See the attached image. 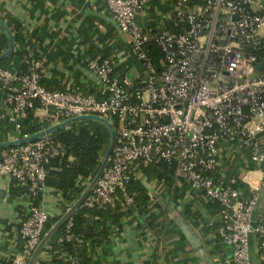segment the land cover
Wrapping results in <instances>:
<instances>
[{
  "label": "built area",
  "instance_id": "2783aa9c",
  "mask_svg": "<svg viewBox=\"0 0 264 264\" xmlns=\"http://www.w3.org/2000/svg\"><path fill=\"white\" fill-rule=\"evenodd\" d=\"M103 1L130 38L143 83L133 87L126 77L114 76L112 61L100 56L87 62L100 82L98 95L47 90L39 61L24 73L0 67V102L10 129L19 132L30 110L41 111L52 125L88 115L115 121L108 166L81 207L114 209L118 195L131 206L127 187L135 165L163 162L174 180L217 205V235L231 248L220 264H252L251 234L264 264V211L252 226L259 183L250 184L247 199L218 173L221 143L249 149L253 163H264V67L256 70L264 61V0H204L193 7L189 0H173L172 29L154 34L137 21L144 0ZM150 43L161 53L160 69L148 52ZM65 150L49 136L1 149L0 186L10 178L30 193L44 192L45 166ZM50 218L43 209L29 210L18 230L20 254L11 264H28ZM72 226L69 218L59 241L82 244ZM70 264L81 263L71 258Z\"/></svg>",
  "mask_w": 264,
  "mask_h": 264
},
{
  "label": "crops",
  "instance_id": "0c3cea01",
  "mask_svg": "<svg viewBox=\"0 0 264 264\" xmlns=\"http://www.w3.org/2000/svg\"><path fill=\"white\" fill-rule=\"evenodd\" d=\"M144 2L137 18L142 30L148 34L167 30L173 20V0ZM0 7L30 36L29 50L41 63V84L47 90L98 95L100 82L87 68L94 56L109 58L114 76L126 77L133 87L143 83L144 72L133 56L130 38L118 29L103 0H0ZM34 114L42 116L39 110ZM6 115L0 102V143L19 137V132L3 125ZM219 152V175L242 190L245 198L250 197V184L259 183L257 219L264 211V163H253L249 149L232 144L221 143ZM139 165H135L132 178L149 201L135 208L118 195L116 207L131 211L115 224L108 222L106 239L98 242L88 238L85 252L90 264H220L222 258L230 256L231 248L217 235V205L185 182L170 183L141 173ZM13 183L10 178L2 180L0 264H11L20 254L18 230L30 209L40 208L56 217L73 204L63 201L57 191L45 189L34 207L35 200L29 195L11 192ZM131 194L135 195L133 187ZM49 242L34 264L50 259ZM256 264H262L257 256Z\"/></svg>",
  "mask_w": 264,
  "mask_h": 264
},
{
  "label": "trees",
  "instance_id": "16d2710c",
  "mask_svg": "<svg viewBox=\"0 0 264 264\" xmlns=\"http://www.w3.org/2000/svg\"><path fill=\"white\" fill-rule=\"evenodd\" d=\"M189 2L190 5H198L202 4L204 0H189ZM0 19L9 28L14 39V49L7 58L0 60V67L9 71L18 70L22 73L27 72L34 61H36L29 50L30 36H27L24 32L23 25L5 14L1 7ZM173 22L172 20L166 29H172ZM7 46V36L0 28V54L6 50ZM148 52L156 68L160 69L161 53L159 49L150 43ZM34 112L35 110H30L25 113L21 120L19 137L36 134L52 125L50 121L42 116H36ZM3 125L9 126L7 118H5ZM112 125L114 128L117 127L115 121L112 122ZM49 138L62 144L66 150L62 157L50 161L45 166V187L46 189L57 191L60 193L63 201L72 204L84 191L87 183L95 175L102 161L109 144L108 129L95 121H82L74 123L68 128L58 130L50 135ZM139 166L143 174L154 175L157 179L170 183H174L175 181L172 177V170L163 162L149 165L140 164ZM13 182V187L10 188L11 192L19 193L20 195H29L35 200L34 207L37 206V202L43 192L30 193L26 186L18 185L14 180ZM132 187L135 190V195L131 194ZM127 193L134 198L133 206L135 208L145 206L149 201L144 190L139 186L137 187L134 178H132L127 187ZM122 209L119 206L115 207V209H87L80 207L71 218L73 221L72 233L82 239V244L60 242L59 239L64 231L63 225L48 244L47 251L50 259L47 261H38L36 264H70L71 258L77 259L81 264H90V260L85 252L86 241L88 238H93L98 242L106 239L108 237V222L111 220L115 224L131 211L130 208L126 210ZM61 216L51 217L47 221L43 235ZM63 253L65 255L61 257L60 255Z\"/></svg>",
  "mask_w": 264,
  "mask_h": 264
},
{
  "label": "water",
  "instance_id": "95a60500",
  "mask_svg": "<svg viewBox=\"0 0 264 264\" xmlns=\"http://www.w3.org/2000/svg\"><path fill=\"white\" fill-rule=\"evenodd\" d=\"M0 28L4 31V33L7 36L8 40V46L6 50L0 54V60L7 58L13 51L14 49V39L13 36L9 30V28L6 26V24L0 19ZM264 67V61L259 63L256 66V70L260 71ZM82 121H95L103 126H105L108 129L109 132V144L107 146V149L105 151V154L102 158V161L95 173V175L92 177V179L87 183L86 188L84 191L80 194V196L75 200V202L71 205V207L59 218V220L52 225V227L43 235L40 243L38 244L37 248L33 252L28 264H34L38 254L41 252V250L45 247V245L56 235V233L59 231V229L66 223V221L71 218V216L82 206L83 201L85 198L92 192L94 189L96 183L98 180L101 178L103 172L108 166L110 155L112 152V149L115 144V128L114 126L107 120L100 118L98 116H93V115H88V116H78L72 119L65 120L63 122L54 124L52 126H49L48 128H45L41 130L40 132L29 135V136H24L21 138H17L11 141H6L0 143V150L1 149H6L9 147L25 144L28 142H32L34 140H37L39 138L45 137V136H50L57 132L58 130L62 128L69 127L70 125L77 123V122H82ZM3 185L0 186V197L3 194L4 191ZM256 211V208L254 209V212ZM252 226L255 227V217L253 215V222ZM255 235L251 234L249 236V245H250V255H251V261L252 264H256V254L254 252V244H255Z\"/></svg>",
  "mask_w": 264,
  "mask_h": 264
},
{
  "label": "rangeland",
  "instance_id": "374dc122",
  "mask_svg": "<svg viewBox=\"0 0 264 264\" xmlns=\"http://www.w3.org/2000/svg\"><path fill=\"white\" fill-rule=\"evenodd\" d=\"M17 136V135H16Z\"/></svg>",
  "mask_w": 264,
  "mask_h": 264
}]
</instances>
